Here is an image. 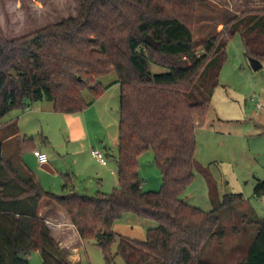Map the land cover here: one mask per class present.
I'll return each mask as SVG.
<instances>
[{
    "label": "trees",
    "instance_id": "1",
    "mask_svg": "<svg viewBox=\"0 0 264 264\" xmlns=\"http://www.w3.org/2000/svg\"><path fill=\"white\" fill-rule=\"evenodd\" d=\"M202 1L79 0L76 16L31 33L8 39L0 27V118L44 99L56 112H82L109 87L101 77L111 70L120 85L118 185L111 193L73 192L69 174L63 194L46 190L25 164L18 168L3 156L0 142V264H29L33 251L40 252L42 264H70L38 215L44 200L69 215L82 241L95 240L108 264L117 238L116 254L126 264H213L201 259L202 249L209 239H223L225 230L215 211L183 199L196 168V130L210 112L226 46L236 34L247 58L264 63V13L251 11L234 20L226 35L199 44L192 17L194 4ZM147 35L157 47L145 40ZM152 64L166 70L153 72ZM85 89L92 101L84 98ZM14 126L21 154L38 148L34 138L21 137ZM149 149L162 174L158 191L144 190L139 173V158ZM254 191L264 196V179ZM242 197L228 194L224 202ZM127 212L156 221L146 240L115 232L114 222ZM259 226L240 264H264V218Z\"/></svg>",
    "mask_w": 264,
    "mask_h": 264
},
{
    "label": "rangeland",
    "instance_id": "2",
    "mask_svg": "<svg viewBox=\"0 0 264 264\" xmlns=\"http://www.w3.org/2000/svg\"><path fill=\"white\" fill-rule=\"evenodd\" d=\"M194 7L193 34L200 44L215 35H226L234 20L251 11L264 13V0H204ZM79 10V0H0V27L3 35L12 39L76 16ZM203 52L200 45L198 53ZM226 53L220 83L211 94L210 112L196 130V168L183 199L204 211H215L219 227L225 230L223 239L216 236L205 243L201 259L213 264H240L258 234L259 220L264 218V196L259 197L254 191L258 181L264 179V66L259 70L252 68L240 34L229 41ZM165 70L152 64L153 72ZM116 79L115 70L101 77L109 87L95 103L96 109L86 113L87 117L81 112H56L47 99L8 112L0 118V142L5 141L3 156L11 158L18 168L23 164L30 167L44 189L53 193L62 194L68 174L74 183L88 181L95 175L102 178V184L87 190L88 196H97L99 190L111 193L118 173L115 156L109 157L107 165L101 164L92 149L104 152L111 143L110 133L118 129L120 88L114 84ZM83 94L92 101L90 90L85 89ZM258 102L262 103L260 107ZM10 120L16 122L21 137H32L38 147L46 149L53 171L43 167L34 151L20 153L14 124L4 125ZM113 153L118 156V149ZM139 173L144 190L161 189L162 174L152 149L139 158ZM239 193L243 194L241 199L224 202L226 195ZM156 224L153 219L127 212L114 222L113 229L118 235L143 241L148 229ZM65 237L68 244L79 245L78 264H108L95 240L79 241L73 231ZM118 243L117 238L111 246L114 260L110 264H126L116 254ZM29 264H42L40 252L30 254Z\"/></svg>",
    "mask_w": 264,
    "mask_h": 264
},
{
    "label": "crops",
    "instance_id": "3",
    "mask_svg": "<svg viewBox=\"0 0 264 264\" xmlns=\"http://www.w3.org/2000/svg\"><path fill=\"white\" fill-rule=\"evenodd\" d=\"M0 22L3 25L1 20H0ZM18 36H21V35H18ZM114 84L118 85L119 88H120L119 83L115 82ZM98 101H99V99L97 101H95L94 103H91V105L87 109L82 111L81 113H83L87 117L86 113L88 111H90L91 109H96L94 105ZM104 110L107 113L106 107H105ZM10 122H12V120L7 121V123H5L4 125L9 124ZM110 134L111 135L109 136V139H111V143H110L109 147H106V150L104 151V154L107 157V164H108V159H109L110 156H115L114 158L117 161V156L113 153V151L116 148L118 149V143H119V122H118L117 131L115 133L113 131ZM9 136H11V135H9ZM4 142H5L4 140L1 141L2 144ZM37 149H40V150L46 152V149L43 146H39ZM71 153H73V152L71 151ZM47 165L52 170L51 166L49 165V162L47 163ZM28 168H30V167H28ZM75 172L77 174H79V172H77V171H75ZM95 179H96L97 183H96ZM102 181L103 180H102V178H100L99 175L92 176V177L89 178L88 181H84V182L83 181H77L76 183H74V181H73L74 185L72 187V190H73V192L79 193L81 195H86L85 193H88L87 190L94 189L97 186V184L98 185L102 184ZM117 185H118V177H116V179H115V187ZM99 191L103 192L101 190H99ZM60 192H62V194H63V190L60 191ZM38 215L43 217L46 220V223H47L48 227L51 229L53 236L59 242L60 246L65 250L64 253H65L66 259L69 261V263L70 264H78L79 257H80L79 248H78L79 245L78 244H68V242H66V240H65L66 233L70 232V231H73L74 234L76 235V238L78 240L79 239L81 240V238L79 237V235L77 233V230H76L75 226L72 224V222L70 220L69 215L62 208H60L59 206H57L54 203L49 202L47 200H44V201H42L40 203V205L38 207Z\"/></svg>",
    "mask_w": 264,
    "mask_h": 264
},
{
    "label": "built area",
    "instance_id": "4",
    "mask_svg": "<svg viewBox=\"0 0 264 264\" xmlns=\"http://www.w3.org/2000/svg\"><path fill=\"white\" fill-rule=\"evenodd\" d=\"M261 105L262 103L258 102V106L260 107ZM92 154L96 159H98L101 164H107V157L103 151L94 148L92 149ZM34 155L36 156L37 160L42 164H47L49 162L48 154L40 149H35Z\"/></svg>",
    "mask_w": 264,
    "mask_h": 264
},
{
    "label": "water",
    "instance_id": "5",
    "mask_svg": "<svg viewBox=\"0 0 264 264\" xmlns=\"http://www.w3.org/2000/svg\"><path fill=\"white\" fill-rule=\"evenodd\" d=\"M145 40L151 44L152 46L154 47H157L158 46V43L150 36V35H147L145 36ZM250 62H251V66L254 70H259L263 67L264 63L262 61H260L259 59L257 58H254V57H251L250 58ZM43 167L52 171L50 169V167L47 165V164H43Z\"/></svg>",
    "mask_w": 264,
    "mask_h": 264
}]
</instances>
